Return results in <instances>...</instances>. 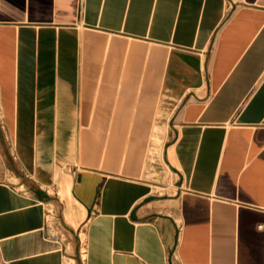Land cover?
Returning <instances> with one entry per match:
<instances>
[{"label": "crops", "instance_id": "1", "mask_svg": "<svg viewBox=\"0 0 264 264\" xmlns=\"http://www.w3.org/2000/svg\"><path fill=\"white\" fill-rule=\"evenodd\" d=\"M0 264H264V0H0Z\"/></svg>", "mask_w": 264, "mask_h": 264}]
</instances>
